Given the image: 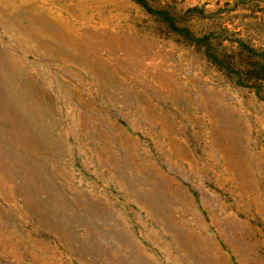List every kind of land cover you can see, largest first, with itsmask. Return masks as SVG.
<instances>
[{
	"label": "rangeland",
	"instance_id": "374dc122",
	"mask_svg": "<svg viewBox=\"0 0 264 264\" xmlns=\"http://www.w3.org/2000/svg\"><path fill=\"white\" fill-rule=\"evenodd\" d=\"M0 264H264V0H0Z\"/></svg>",
	"mask_w": 264,
	"mask_h": 264
},
{
	"label": "bare ground",
	"instance_id": "6f19581e",
	"mask_svg": "<svg viewBox=\"0 0 264 264\" xmlns=\"http://www.w3.org/2000/svg\"><path fill=\"white\" fill-rule=\"evenodd\" d=\"M30 78V77H29ZM71 89V88H70Z\"/></svg>",
	"mask_w": 264,
	"mask_h": 264
}]
</instances>
